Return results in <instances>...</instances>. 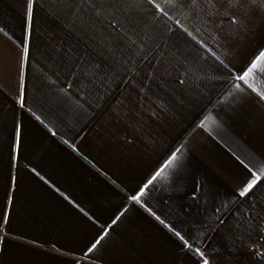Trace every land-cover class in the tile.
<instances>
[{"label":"crops","instance_id":"obj_1","mask_svg":"<svg viewBox=\"0 0 264 264\" xmlns=\"http://www.w3.org/2000/svg\"><path fill=\"white\" fill-rule=\"evenodd\" d=\"M26 10L0 0V264H264V0Z\"/></svg>","mask_w":264,"mask_h":264},{"label":"snow or ice","instance_id":"obj_2","mask_svg":"<svg viewBox=\"0 0 264 264\" xmlns=\"http://www.w3.org/2000/svg\"><path fill=\"white\" fill-rule=\"evenodd\" d=\"M33 7H34V0H27V10H26V28H30L31 27V21L33 19ZM235 20V18H234ZM24 54L27 55L28 54V45L27 42L24 44ZM260 60H264V51H261L259 53L258 56H256L253 60L248 61V63L245 65L246 70H241L242 71V75H239L237 77L238 80L240 81H244L245 78L247 76H249L254 70H257V74L258 75H264V73H260L258 71L259 69V61ZM250 65V67L248 66ZM237 88L240 87L239 84L236 85ZM23 96L21 97V100L23 101ZM177 151H179V149H177ZM176 159V152L172 153L171 158L169 159V161L167 162V164L162 167L160 170H158L155 175H153V177L148 181V184H152L153 181H155L157 179V177L161 176V173L165 171V168H167L168 166H170ZM254 178L250 180V182L246 183V186L243 187V189L239 192V196L240 197H245L246 195L250 194V192L254 189L255 186H257L258 181L261 180V175L253 173ZM148 185H145V188ZM143 191L144 189H141L140 193L136 196H133L132 199L133 200H137L139 201L140 197L143 195ZM157 219H159V217H157ZM113 223H115V221H113ZM175 235L177 237H180V239L182 241H184V243L187 245L188 241L184 240V238L181 236V234L179 232H176ZM100 243V240L98 239L93 245L92 248L89 249V251H91L92 249L96 248V246ZM196 252L199 253L200 257L202 258V264H211V261L206 257V253L201 251V249L196 248Z\"/></svg>","mask_w":264,"mask_h":264}]
</instances>
